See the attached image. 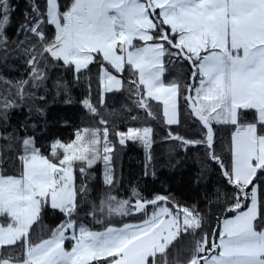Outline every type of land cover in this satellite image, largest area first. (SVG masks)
<instances>
[{
  "label": "snow or ice",
  "instance_id": "snow-or-ice-1",
  "mask_svg": "<svg viewBox=\"0 0 264 264\" xmlns=\"http://www.w3.org/2000/svg\"><path fill=\"white\" fill-rule=\"evenodd\" d=\"M29 9L12 39L15 9L0 0V122L28 108L18 130L0 133V264H264V0H29ZM12 59L26 68L18 79L6 75ZM61 70L71 80L58 77L56 94L70 102L71 86L86 85L80 103L98 125L38 146L47 121H28L45 116L49 73ZM117 120L137 126L115 130ZM158 126L171 154L203 148L194 182L218 174L220 184L209 211L139 186L127 198L113 191L114 141L150 150ZM217 126L232 129L220 151ZM99 164L105 191L93 199Z\"/></svg>",
  "mask_w": 264,
  "mask_h": 264
},
{
  "label": "trees",
  "instance_id": "trees-1",
  "mask_svg": "<svg viewBox=\"0 0 264 264\" xmlns=\"http://www.w3.org/2000/svg\"><path fill=\"white\" fill-rule=\"evenodd\" d=\"M62 3L66 0H61ZM12 8L15 11L11 14V23L8 26V35L12 39H16V29L24 20L25 11H29V0H10ZM10 64L14 66V70H9L6 75L9 78H20L26 72V68L22 60L12 59ZM95 69H93V72ZM50 79L47 82L48 94L47 104L44 105L45 116L43 118H33L28 122L39 123L43 125L47 121L46 129L37 130L38 146L43 144L47 145L51 138H58L62 142H71L75 139V132L78 128L93 127L98 125L99 117L96 120L91 118V115L82 106L80 100L85 91L86 85H72L71 86V101L68 97L61 93L57 95V89L54 84L58 77H64L65 80L70 81L71 76L63 70L59 72L49 73ZM42 94V93H41ZM93 99H96L97 84L93 80L92 84ZM123 99L122 97L120 98ZM115 101H109V104H114ZM28 116V108L21 107L14 109L11 112L10 119L7 125L0 122V133H3L7 128L9 133L14 129L18 130V125L22 123ZM143 117V114H141ZM115 130L125 131L129 126H137L130 123L128 120L123 122L120 120L115 121ZM175 127V126H173ZM156 135L154 143L150 150H146L141 143L128 141L125 145L121 146L118 143V138L115 142V160L114 171L116 178V185L113 191L118 192L120 196L127 198L131 195V189L139 186L142 194L151 198L154 194L168 195L174 197L182 204L198 203L199 207L209 211V201H215V192L220 187L218 174H210L205 181L197 185L194 182V177L198 174L201 167L199 157L203 155V148L191 149L185 154L183 151L179 155L171 154L169 149L171 142H165L164 136L167 129L163 126L155 128ZM179 131H192L187 129L186 125L180 127ZM232 129L217 126V151H220V145L223 144L225 149L227 141L230 138ZM109 140H113L114 127L109 125ZM20 131V135H23ZM4 141L0 140V145ZM151 155L152 159L149 161L148 156ZM182 161V163H177ZM145 169L148 175L145 176ZM154 172V176L152 173ZM210 173L214 172V168L209 169ZM95 179L90 182L92 188V198L94 199L98 193L105 191V186L102 183L103 164H99L94 169ZM152 210L149 207V211ZM211 211L215 213V208L212 207ZM131 222V221H126ZM45 223H51V220H46ZM214 226V217L211 221ZM190 239V238H189ZM185 244L187 241L184 242Z\"/></svg>",
  "mask_w": 264,
  "mask_h": 264
},
{
  "label": "rangeland",
  "instance_id": "rangeland-1",
  "mask_svg": "<svg viewBox=\"0 0 264 264\" xmlns=\"http://www.w3.org/2000/svg\"><path fill=\"white\" fill-rule=\"evenodd\" d=\"M152 210H150L149 212H151Z\"/></svg>",
  "mask_w": 264,
  "mask_h": 264
}]
</instances>
